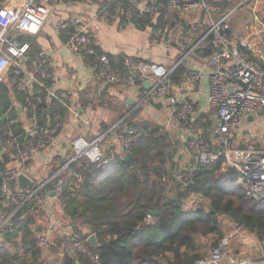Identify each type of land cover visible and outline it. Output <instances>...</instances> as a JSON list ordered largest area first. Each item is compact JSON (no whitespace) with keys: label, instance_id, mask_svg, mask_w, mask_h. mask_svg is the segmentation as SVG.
Wrapping results in <instances>:
<instances>
[{"label":"built area","instance_id":"2783aa9c","mask_svg":"<svg viewBox=\"0 0 264 264\" xmlns=\"http://www.w3.org/2000/svg\"><path fill=\"white\" fill-rule=\"evenodd\" d=\"M0 0V85L3 84L7 71L13 67L12 82L15 90L24 93L23 101L26 109L37 121L40 106L45 104V98L51 94L47 85L53 79L55 72L51 67L50 55L47 50L40 49L36 70L27 71L21 63L32 49L28 41H20L22 34L37 35L41 32L45 22L44 14L38 9L37 0ZM85 1V0H84ZM101 0L98 16L103 21H108L114 15L124 23L132 22L139 4L144 3V14L154 17L161 6L162 0ZM170 9L177 13L178 18L172 23L157 27L152 30L151 43H175L186 51L192 53L200 43L197 41L202 30V20H193L188 30L184 31L182 14L187 12L203 11L204 22L208 24V31L203 37H212L213 53L207 61L212 69L208 76L209 107L214 121L212 140L198 123L192 121L195 106L189 99L188 92L185 96L178 97L170 87V75L174 68H169L161 63L139 62L135 63L130 58L124 59V67L128 73L117 71L107 54H102L96 63L95 78L105 85L121 84L131 90H136L139 82L145 84L150 81L148 88L142 95L141 102L151 98L162 100L167 106V115L180 126L181 137L188 150L195 157L196 165L189 168H180L176 174V181L188 184L189 179L198 165H211L220 157L224 158V166L232 165L238 172L237 184L257 201L264 200V151L253 146L238 147L232 144L234 132L242 125L243 121L251 115H256L264 109V68L258 60L251 56L256 52L252 40L248 36L240 35L233 29L230 17L233 10L222 16H217L221 6L211 4L208 0H167ZM249 0H242L241 4ZM256 11L254 21L256 29L264 32V0H254ZM110 5L114 6L111 13ZM142 13V10H141ZM181 16V17H180ZM153 19V18H152ZM57 31L68 35L66 45L73 51L84 50L94 55L97 53L92 44V28L81 17L60 18L54 23ZM40 78V79H38ZM38 82L41 86L39 93L29 92L30 86ZM11 106L2 116L9 118ZM94 112V110L92 111ZM82 118V117H81ZM127 116L118 120L107 132L90 138L83 134L71 135L69 147L71 157L55 168L47 180L36 181L25 170L16 168L9 170L6 176L0 179V205L6 208V215L0 218V231L13 224L12 218L26 206L35 208L38 212L45 208V199L49 195L46 186L51 185L55 198L59 199L64 186L70 177H75L77 182H82L86 169L90 164L101 165L115 158H123L129 151L135 138L141 135L138 128L129 125ZM86 121V120H85ZM10 124L15 120L11 119ZM88 123V122H87ZM61 124L53 127H43L34 136L24 141L19 140L12 128H9L3 137L0 134V154L7 155L12 162L24 164L35 155L52 147ZM148 132H154L162 138L161 130L155 131L150 127ZM108 135H113L119 142L120 149H113L105 154V142ZM217 144V145H215ZM59 162V158L54 160ZM52 168V165L49 166ZM26 175L32 186L24 190L18 187V178ZM25 214L22 215V218ZM39 244L44 250L57 248L61 255H75L77 253L92 256L95 264L100 263V255L93 253L91 246L82 234L76 232L71 226L63 225L60 237L55 238L50 229L38 234ZM225 239V238H224ZM223 239V240H224ZM222 240V241H223ZM262 258L248 261L250 264H264V238L260 244ZM228 257L225 243L215 245L204 257L197 259L193 264H220ZM235 261V264H242Z\"/></svg>","mask_w":264,"mask_h":264},{"label":"trees","instance_id":"16d2710c","mask_svg":"<svg viewBox=\"0 0 264 264\" xmlns=\"http://www.w3.org/2000/svg\"><path fill=\"white\" fill-rule=\"evenodd\" d=\"M122 1L126 4L127 0ZM234 1L218 0L213 4L221 6L223 15L236 5ZM109 7L113 13L114 6ZM164 17L162 13L153 20L149 14H143L137 26L154 30L164 26ZM61 37L68 40L65 32ZM22 38L31 42L33 52L40 51L37 35L23 34ZM207 40L205 55H211L212 37ZM97 52L99 56L104 53L100 49ZM108 55L113 64L116 60L121 64L120 73H128L122 66L123 56ZM85 56L89 65L96 63V55L85 52ZM188 73L180 64L172 71L171 80L179 83ZM10 94V87L0 86L1 135L4 137L12 128L19 140L24 141L30 136L23 124L9 123L18 112L13 110L10 118H2L11 106ZM47 105L38 109L40 126L47 124V118L54 124L67 117L68 109L59 100L54 99L50 108ZM130 120L126 122L141 132L129 149L134 162L115 158L104 165L90 164L83 181L70 177L58 199L61 219L66 225L84 238L97 235L101 245L98 249L91 248L100 255L101 264H193L208 252L210 245L205 238L224 236L223 216L258 239L264 238V200L251 198L237 184V170L224 166L223 157L211 165H198L192 176H187L188 184H180L176 181L180 168L173 161L174 151L170 150L167 138L148 132L153 125L147 120ZM9 162L7 155L0 154V179L9 172ZM34 211L35 208L26 206L13 216L12 226L0 231V264H95L91 255H61L57 248L52 251L60 254V260L54 263L40 246L39 233L32 228ZM151 211L157 214L152 215Z\"/></svg>","mask_w":264,"mask_h":264},{"label":"crops","instance_id":"0c3cea01","mask_svg":"<svg viewBox=\"0 0 264 264\" xmlns=\"http://www.w3.org/2000/svg\"><path fill=\"white\" fill-rule=\"evenodd\" d=\"M37 1L39 4L38 9L44 14V17L46 16L41 32L37 34V41L40 49L48 51L51 67L55 72L53 79L47 85L48 91H51V94L45 98V103L50 108L54 99L59 100L68 109V112L67 117L63 121H57L52 124V120L47 118V124L40 126L38 116L37 121L33 120L26 109V103L23 101L24 93L18 92L13 86V67H11L7 71L2 84L11 88L10 99L13 108L9 113V118L13 110L14 112H18L17 116L14 117L15 123H22L29 136H34L35 132H39L43 127H53L56 124H61V127L51 148L38 153V155H35L23 165L10 161L7 164V168L13 170L19 167L29 175L34 176L38 182L47 180L55 168L61 167L62 163L71 157L69 147L71 135L83 134L90 138H96L95 136L107 132L116 121L125 116L128 117L127 119L130 118L136 122H142V120L151 122V125H153L151 127L153 129L159 127L155 131L161 130L163 132L162 136L166 137L171 143L176 139L179 147L173 153V161L176 163L177 169L189 168L196 165L195 157L188 150L181 137L182 130L180 126L176 121L172 122L169 118L167 106L163 101L153 99V103L150 100L141 102L142 95L147 90L144 84L139 85L136 90H131L121 84L105 85L101 83L95 78L97 61L89 65L85 61L86 51L71 50L66 45V37H61L63 36V32L57 31L54 23L60 18H83L85 22L91 25L92 44L96 50L100 49L104 52L103 54L107 55L123 56L122 66H124L125 58H130L135 63H161L174 69L183 64L190 73L179 83H173L170 76V87L178 97L185 96L186 92H188L189 99L195 106L192 121L198 123L203 129L205 136L209 140H212L214 121L208 99V76L212 69L207 65V61L211 55H205L209 42H207V37H203L208 31V24L204 22L203 11L187 12L186 14H182V17L180 16L184 31L188 30L190 23L197 18L202 20L203 23L202 30L197 38V41L199 38L201 39L199 45L192 53L187 54L184 49L175 43L152 44L150 40L152 29L150 27L140 28L137 26V23H124V20L121 21V19L114 15L108 21L101 20L98 16L100 4L97 0ZM216 1L218 0H213V3ZM241 1H234L236 5L231 9L233 13L230 17V23L233 29L240 35L248 36L252 40L256 49V52L252 53V55L262 65L264 64V32H259L256 29L254 21V12L256 11L255 1L249 0L242 4ZM208 2L211 3L209 0ZM144 8V3L139 4L138 9L142 10L140 17L144 14ZM257 11H260L264 15L261 9ZM162 13L165 15L164 21L166 23L164 25L172 23L178 18L177 13L170 9L167 0L161 1L158 13L152 17L153 20H156ZM217 16H222L221 11L217 13ZM22 35L19 36L21 42H30L28 39H21ZM38 52H33L31 49L27 56L21 59V63L27 71L33 72L36 70ZM94 55L97 56L98 60V52ZM113 66L119 71L121 64L116 60ZM40 86L38 82H34L30 86L29 92L33 94L39 93ZM93 110L94 112H92ZM263 111L264 109L256 115L248 116L243 121L242 125L234 132L232 140L234 146H253L260 151H264ZM47 113H50L49 109ZM256 128H261V134L258 138L254 136ZM257 139L258 142H253V140L257 141ZM105 148L121 150L118 140L113 135L107 136ZM57 158H59V162L55 163L54 160ZM50 165H52L51 169L49 168ZM48 190L49 195L45 199V208L32 213L35 215V219L31 224L33 225L32 228L36 231L38 230V233L50 229L53 236L59 238L61 228L66 223L61 219L58 199L54 197L55 194L53 195L51 185L46 186L45 191ZM1 209L2 214L0 218L6 212L5 207L1 206ZM242 228L240 226L237 233L241 232ZM253 247L251 248V246L243 244L241 246V254L243 256H239L241 259L231 254L233 252L231 250V253H227L228 257L225 259L229 262L223 260L220 264H235V261H241L243 262L242 264H250L248 261L257 258L258 256H255L260 253L259 245H253ZM52 250H44V252L50 258L53 257L54 263H57V260H60V254Z\"/></svg>","mask_w":264,"mask_h":264},{"label":"rangeland","instance_id":"374dc122","mask_svg":"<svg viewBox=\"0 0 264 264\" xmlns=\"http://www.w3.org/2000/svg\"><path fill=\"white\" fill-rule=\"evenodd\" d=\"M262 114L264 115V111ZM260 132H261V128H256L255 132H254V136L256 138H258V136L261 134ZM73 136H75V134H73ZM253 142H258V139H257V141L253 140ZM169 144L171 145L170 150L172 152L176 151L179 147L176 139H174L173 143L169 142ZM222 222H223V225L225 227L224 229L226 230V232L222 238L218 239V237H216V236H209V237L204 239V241L209 243V245H210L207 253H209L210 250L213 247H215V245L218 246L221 242H224L226 253L229 254V253H231V250H232L233 252L231 254H233V255L237 256L239 259H241L239 256H243L241 254V246L243 244L251 246V248L253 247V245H255V246L259 245V247H260V244L262 241L261 239H258L254 234L250 233L248 230H246L244 228L241 229V232L239 231V233H237V230H239L238 229L239 227L236 226V224L233 223L230 218L223 216ZM224 237H225V239H224ZM214 243H216V244H214ZM253 249H254V247H253ZM257 256L259 257V259L262 258L261 250H260V253L258 255H256L255 257H257ZM225 262H229V261L225 260Z\"/></svg>","mask_w":264,"mask_h":264},{"label":"water","instance_id":"95a60500","mask_svg":"<svg viewBox=\"0 0 264 264\" xmlns=\"http://www.w3.org/2000/svg\"><path fill=\"white\" fill-rule=\"evenodd\" d=\"M106 3H107V0L104 1V4H106ZM140 14H141V10L137 9L136 13L132 17V22L133 23H137L138 22ZM150 84H151L150 81H146L144 85L148 89V88H150ZM153 101L154 100L151 98L150 102L153 103ZM0 149H1V146H0ZM123 160L126 161V162H134L135 158H134L133 154L129 151V152H127L125 154V156L123 157ZM229 167H232V165H229ZM31 186H32V181L26 175L21 174L19 176V178H18V187H19V189L24 190V189L29 188ZM53 195H54V192H53ZM1 214H2V209H1V205H0V216H1ZM150 214L155 215V214H157V212L156 211H151ZM87 242L92 248H95V249H98L100 247V245H101L96 234L90 235L87 238Z\"/></svg>","mask_w":264,"mask_h":264},{"label":"bare ground","instance_id":"6f19581e","mask_svg":"<svg viewBox=\"0 0 264 264\" xmlns=\"http://www.w3.org/2000/svg\"><path fill=\"white\" fill-rule=\"evenodd\" d=\"M28 35H30V34H28ZM67 41H68V40H67ZM139 83L142 85L141 82H139ZM148 129H149V128H148ZM148 129H147V130H148ZM115 138H116V137H115ZM113 149H114V148H106V149H104V153L107 154V153H109V152H110L111 150H113ZM0 151H1V149H0ZM129 151H130V150H129ZM129 151H128V152H129ZM124 156H125V155H124ZM29 188H30V187H29ZM152 215H153V214H152ZM151 218H152V217H151Z\"/></svg>","mask_w":264,"mask_h":264}]
</instances>
